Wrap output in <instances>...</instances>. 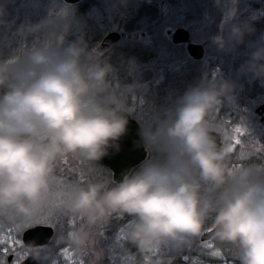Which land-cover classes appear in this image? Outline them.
<instances>
[{
  "label": "clouds",
  "instance_id": "9594fccd",
  "mask_svg": "<svg viewBox=\"0 0 264 264\" xmlns=\"http://www.w3.org/2000/svg\"><path fill=\"white\" fill-rule=\"evenodd\" d=\"M5 16L0 0V23ZM66 29L63 16L22 25L21 38H47L0 56V227L30 225L50 208L69 224L73 217L83 222L58 231L48 245H28L25 259L59 264V244L76 256L87 254L113 216L127 215L135 223L125 239L136 251L126 248L121 264H176L166 249L180 252L206 235L217 251L231 249L240 264H264V162L233 172V133L213 123L222 100L238 88L231 79L189 88L143 127L147 158L122 180L105 169L103 180L71 184L56 203L58 166L76 161L90 171L102 168L100 161L118 152L127 134V95L140 90L139 84L114 90L111 61L89 50L83 37L66 43ZM255 32L249 23L233 24L216 39L232 51ZM240 76L264 82V45Z\"/></svg>",
  "mask_w": 264,
  "mask_h": 264
},
{
  "label": "rangeland",
  "instance_id": "374dc122",
  "mask_svg": "<svg viewBox=\"0 0 264 264\" xmlns=\"http://www.w3.org/2000/svg\"><path fill=\"white\" fill-rule=\"evenodd\" d=\"M3 2L6 16L4 22L0 23V56L5 58L12 56L18 49L30 48L47 38L43 33L28 39L21 38L18 30L22 25L37 24L49 17L61 16L67 25L66 31L62 33L65 42L83 37L89 45V50L97 51L103 38L109 33L117 32L122 35L120 42L101 53L102 58L106 59L115 48L122 49L132 45L143 50H152L156 55V61L141 63L135 58L130 59L126 66V77L121 76L120 71L116 69L110 78L111 87L117 91L126 89L128 85L139 84L140 90L127 95V101L132 108V114L144 127L158 114L163 115L174 105L181 97L176 94V89L180 86H185L188 90L210 82L226 79L235 81L238 88L230 98L222 100V106L213 123L222 124L228 131L235 127L245 129L232 165L247 166L264 162V151H255L256 148L264 147V123L261 116L256 113L258 107L264 104V82L252 76H240L241 67L251 59L257 47L264 45V0H176L174 4H171L170 0H86L77 5H68L63 0H3ZM148 6L156 9L157 17L153 18V22L149 19L145 21L147 17H143L139 25L132 26L135 28L128 31L127 27L133 17ZM197 8H200V12H197ZM244 23L251 24L256 32L249 35L245 43L235 50H223L216 38L226 36L233 24ZM179 28L191 33L193 43L205 46L206 57L202 62L199 63L189 56L186 46L173 45L168 32H174ZM166 58L173 66L167 68V74L171 76L170 79L167 78L169 79L166 83L167 88L164 86L160 93L162 97L164 95L166 101L156 104L158 88L165 84V79L161 73H156L155 69L160 66V62L165 63ZM178 75H181L179 79L172 83L171 80ZM171 91L172 94L167 93ZM242 151L250 154L240 160ZM81 175L85 181H96L103 180L108 173L99 168L90 171L76 161L64 162L57 168L55 192L60 190L61 186L67 189L71 184L81 183ZM82 223L77 220L75 227L78 228ZM134 223V217L113 216L110 224L103 226L98 232L90 251L76 256L77 260L82 264H89L97 258L109 257L112 264H121L125 249L132 247L125 239V235ZM38 225L54 229L52 241L58 231H67L71 228L67 218L51 211L38 217L35 222L18 233L17 238L22 242V233ZM210 242L211 240L203 242L200 238L180 252L172 248L166 249L165 252L185 264H240L233 251H222L220 256L212 255L211 250L206 247ZM66 248L63 244L56 245V254L60 257L59 264H67L62 256ZM15 259L14 256V261Z\"/></svg>",
  "mask_w": 264,
  "mask_h": 264
},
{
  "label": "water",
  "instance_id": "95a60500",
  "mask_svg": "<svg viewBox=\"0 0 264 264\" xmlns=\"http://www.w3.org/2000/svg\"><path fill=\"white\" fill-rule=\"evenodd\" d=\"M83 0H64V2L68 4H77ZM169 35L172 36V41L174 44H183L189 43L187 46L188 53L191 57L196 60H201L204 58L205 49L200 44H195L190 42L191 34L188 30L179 28L174 32H168ZM121 39V35L117 32H112L107 34L102 40L101 44L98 46L97 51L99 53H103L112 47L115 43H117ZM257 114H264V105L259 107L256 111ZM264 120V118L262 119ZM217 135V140L220 142V136ZM120 150L117 152L115 149L110 150V155L105 157L102 161H100V165L110 169L114 175V179L116 181H120L123 178V175L132 170L138 164L146 159L147 152L145 148L142 146V137H141V129L138 123L133 120L131 117L129 118V124L127 129V134L122 137L119 141ZM54 231L51 227L48 226H35L29 230H27L23 235V243L25 246L30 244L36 245H47L52 239ZM209 236L202 237L203 241L209 240ZM135 249H132L134 251ZM110 259H100L95 262V264H110ZM23 264H36V262L27 258L23 261ZM94 264V263H93Z\"/></svg>",
  "mask_w": 264,
  "mask_h": 264
},
{
  "label": "snow or ice",
  "instance_id": "6c2138e0",
  "mask_svg": "<svg viewBox=\"0 0 264 264\" xmlns=\"http://www.w3.org/2000/svg\"><path fill=\"white\" fill-rule=\"evenodd\" d=\"M233 133V138H234V143L230 151H235L237 149L238 145H241V140L240 137L244 135L245 129L241 127H235L232 129ZM255 151L261 152L264 151V147L256 148ZM250 153L248 152H241L239 159L242 160L246 158ZM239 166L237 165H232V171L235 172ZM81 183H87L89 181H85L83 178V175H81L80 179ZM67 196V191L66 189L61 186L60 190L55 192V197H56V203H61ZM56 205L54 204L52 207H55ZM51 213V208L48 211ZM77 220L82 221L81 218H76L73 217L70 221V226L75 227ZM29 225H22L19 228H13V227H8V228H3L0 227V264H7V257L14 255L16 257L15 261L13 264H23V260L25 259L27 253L26 249H24L23 244L20 239L17 238V234L22 232L25 227H28ZM208 249L211 250V254L214 256H220L221 252L217 251L215 249L214 244L211 242L206 245ZM62 256L66 260L67 264H82L81 261H78L76 258V255L71 251V249L66 248L62 252Z\"/></svg>",
  "mask_w": 264,
  "mask_h": 264
},
{
  "label": "trees",
  "instance_id": "16d2710c",
  "mask_svg": "<svg viewBox=\"0 0 264 264\" xmlns=\"http://www.w3.org/2000/svg\"><path fill=\"white\" fill-rule=\"evenodd\" d=\"M170 2H171V4H174L176 2V0H170ZM151 8L152 7H149L148 6L147 8H145L143 10L141 9L140 12L136 16L133 17V20L131 21V24L127 27L128 31H132V29L135 28V27H132V26H134V25L136 26L137 24L139 25L142 22L143 17H147L146 19H144L145 21H147V19H149L150 21L153 22V18L154 17H157V11H156L155 8L154 9H151ZM196 10H197V12H200L199 11L200 8H197ZM98 39L100 40V36H98ZM75 40H77V39H71L68 42H72V41H75ZM68 42H66V43H68ZM134 58L137 59V60H139L141 63H144V62L147 63V62H150L151 60H155L156 59V55L154 54V52L152 50L151 51H147V50L141 49V47H139V46L132 45V46L124 47L122 49L115 48L106 57V59H109L111 61V63L115 67V69H117V70L120 71L121 76H124V77L127 76L126 66H127L128 62H129V60L130 59H134ZM164 62L165 63L160 62V66L158 65V68L155 69V72L156 73H158V72L161 73L164 76V79H165V81H164L165 84L164 83L161 84L159 86V88H158L157 97H156V100L157 101L154 100L156 104L162 103V102L166 101L164 95L162 97V95L160 93H161V89L163 90V87L164 86L167 88L166 83H167V80H169L170 79V76H171L170 74H167L168 73L167 68L173 67L172 65H170L168 63L169 62L168 61V58H166L164 60ZM166 63H168V64L166 66H164V64H166ZM180 76L181 75H178V77L175 76V78H173L171 80L172 83L174 81H177ZM168 77H169V79H167ZM170 89H173V88L170 87ZM170 89H167V90H170ZM176 90H177V93L176 94L179 95V96H183V94L187 91V89H186L185 86H180ZM172 91L171 92H167V93L172 94ZM176 94L174 96H176ZM174 96H172V97H174ZM99 169H102L103 171H105L106 168H103L102 167V168H99ZM106 170H108V169H106ZM224 251L229 252V251H232V250L231 249H226Z\"/></svg>",
  "mask_w": 264,
  "mask_h": 264
},
{
  "label": "flooded vegetation",
  "instance_id": "af4514ba",
  "mask_svg": "<svg viewBox=\"0 0 264 264\" xmlns=\"http://www.w3.org/2000/svg\"><path fill=\"white\" fill-rule=\"evenodd\" d=\"M182 46H186V45H182ZM204 46V45H203ZM205 47V46H204ZM205 59V58H204ZM203 59V60H204ZM202 60V61H203ZM202 61H200V62H202ZM199 62V63H200ZM147 116H151V115H147ZM263 117H264V115L261 117V121L264 123V120H262L263 119ZM131 118L132 119H134L135 121H137V123L139 124V126H140V129L142 130V128L144 127L142 124H141V122L138 120V118H136L135 117V115L134 114H132L131 115ZM150 118V117H149ZM139 166V165H138ZM138 166H136L135 168H137ZM135 168H133V169H135ZM33 227H35V226H33ZM32 228V227H31ZM30 228H28L27 230H29ZM27 230H25L23 233H22V235H21V239H22V243H23V235H24V233L27 231ZM54 235V234H53ZM50 241H52V240H50ZM50 243V242H49ZM48 243V244H49ZM47 244V245H48ZM24 245V244H23ZM24 247L26 248V246L24 245ZM130 249H135L134 247H130ZM136 251V249L133 251V252H135ZM106 258H109V257H105V258H99V259H96V260H94L93 262H89V264H93L94 262H96V261H98V260H100V259H106ZM27 259V258H26ZM26 259H24L23 261H25ZM111 259V258H110ZM13 261H14V255H12V256H9L8 257V260H7V264H13ZM111 264H112V260H111ZM176 264H185V263H183L182 261H179V260H176Z\"/></svg>",
  "mask_w": 264,
  "mask_h": 264
},
{
  "label": "bare ground",
  "instance_id": "6f19581e",
  "mask_svg": "<svg viewBox=\"0 0 264 264\" xmlns=\"http://www.w3.org/2000/svg\"><path fill=\"white\" fill-rule=\"evenodd\" d=\"M121 38H122V35H121ZM121 40V39H120Z\"/></svg>",
  "mask_w": 264,
  "mask_h": 264
}]
</instances>
